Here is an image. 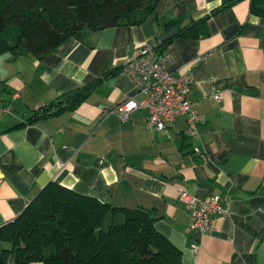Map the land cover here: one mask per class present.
<instances>
[{"label": "crops", "instance_id": "0c3cea01", "mask_svg": "<svg viewBox=\"0 0 264 264\" xmlns=\"http://www.w3.org/2000/svg\"><path fill=\"white\" fill-rule=\"evenodd\" d=\"M228 1L159 0L141 25L95 31L91 44L69 38L44 59L1 55L0 102L10 111L0 118V227L56 181L113 206L152 210L182 264H264V18L251 13V0L211 17L208 37L177 38L167 48L175 76H192L188 98L205 116L198 138L188 137L183 117L155 131L147 110L127 122L110 113L135 96L124 71L74 111L23 125L62 93L123 66L145 42L169 38L176 30L165 29L166 20L199 19ZM181 190L221 195L231 213L212 233L191 230Z\"/></svg>", "mask_w": 264, "mask_h": 264}, {"label": "trees", "instance_id": "16d2710c", "mask_svg": "<svg viewBox=\"0 0 264 264\" xmlns=\"http://www.w3.org/2000/svg\"><path fill=\"white\" fill-rule=\"evenodd\" d=\"M241 0H229L199 19L166 20L176 30L161 41L165 51L177 38L210 35L209 20ZM159 0H0V56L33 54L44 59L69 38L91 44L106 28L141 25ZM251 13L264 18V0H251ZM123 66L59 95L33 111L23 125L74 111ZM112 223L106 227L108 216ZM153 211L123 208L49 182L12 222L0 227V264H182V251L155 227ZM8 243L10 247L3 244Z\"/></svg>", "mask_w": 264, "mask_h": 264}, {"label": "built area", "instance_id": "2783aa9c", "mask_svg": "<svg viewBox=\"0 0 264 264\" xmlns=\"http://www.w3.org/2000/svg\"><path fill=\"white\" fill-rule=\"evenodd\" d=\"M161 41L155 39L145 42L126 58L123 71L133 78L136 93L134 97L115 105L110 113L116 114L122 122H127L134 111L147 110V126L155 131L166 130L175 120L183 117L187 122L188 137L198 138L205 116L188 98L192 76L189 73L175 76V60L167 49L162 52L159 50ZM215 98L220 99L221 95L216 94ZM9 111L10 108L0 102V118ZM180 200L192 209L191 230L203 234L212 233L217 220L231 213L229 204L218 194L199 199L187 190H181ZM194 249H198V246H194Z\"/></svg>", "mask_w": 264, "mask_h": 264}, {"label": "rangeland", "instance_id": "374dc122", "mask_svg": "<svg viewBox=\"0 0 264 264\" xmlns=\"http://www.w3.org/2000/svg\"><path fill=\"white\" fill-rule=\"evenodd\" d=\"M4 246H6L7 244L5 243V244H3Z\"/></svg>", "mask_w": 264, "mask_h": 264}]
</instances>
